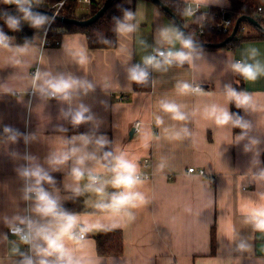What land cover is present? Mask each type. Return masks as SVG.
<instances>
[{"label":"crops","instance_id":"1","mask_svg":"<svg viewBox=\"0 0 264 264\" xmlns=\"http://www.w3.org/2000/svg\"><path fill=\"white\" fill-rule=\"evenodd\" d=\"M180 1L191 6L199 4L204 9L217 7L221 12L231 7L230 0ZM124 3L131 7L135 16L131 23L137 28L127 35L117 33L115 49L91 50L82 32L65 33L58 45L44 48L43 32L36 35L34 44L17 45L9 38L10 47L0 48V131L9 125L35 136L27 145L23 137L13 144L6 136H0V264H19L20 253H28V246L9 233L13 218L31 216L40 220L30 211L34 201L23 198L25 180L16 171L28 163L23 156L30 154L35 157L32 163L39 164L49 174L62 175L60 188L45 190L63 205L76 196L72 191L77 186L71 175L73 162L57 168L48 163V158L65 150L66 140L81 134L106 136L109 143L105 147H110L113 154L125 153L137 165V174L151 177L136 186L144 194L145 203L130 210L97 212V203H107L113 193L121 191L111 184L106 185L103 197L84 193V210L76 215L90 224L101 225L86 234L83 246L76 251L85 264H264V233L245 223L241 212V208L264 203L260 200L264 181L253 178L259 167H264V142L258 146L261 164L256 165L252 162L253 153L243 151L247 140L236 142L239 132L230 126H217L204 115V109L211 105L225 107L230 112L236 107L224 94L226 84L234 89L238 84L237 73L231 70L230 64L244 60L259 61L264 66V39L246 40L235 48L194 47L191 65L185 63L173 65L167 71H152V90L135 92L127 69L142 63L143 57L154 48L171 47L161 39V29L173 27L182 31L152 0H125ZM81 5L84 9L80 16H84L89 7ZM191 23L192 17L188 16L185 30ZM247 33L253 35L254 30ZM82 47L87 49L86 65L78 64L75 58ZM180 47L177 42L175 49ZM20 48L26 51L20 52ZM252 49L257 51L255 58H250ZM37 68L53 75L71 74L93 84L92 91L74 97L71 105L75 108L84 103L91 109L95 119L90 122L89 133L71 132L70 121L62 114L68 104L38 93L30 94ZM179 82L199 86L201 92L181 95L177 91ZM237 91L251 96L252 107L247 111L240 109L241 116L253 125L250 135L264 141V75L255 81L244 80L243 88ZM162 101L181 105L187 119L172 120L170 114L162 111ZM157 116L164 121L160 127L156 125ZM59 126L67 131H59ZM181 129H187V133L181 132V138L174 139L173 134ZM87 151L94 152L99 161H87V169L101 180H111L113 173L101 167V149L93 143ZM13 152L17 153L15 157ZM146 160L148 164L144 163ZM189 168L203 170L205 175L189 174ZM87 183L86 173L79 186L83 189ZM214 225L216 250L212 253ZM102 229L122 230L121 255L98 254L94 236ZM240 240L251 246L248 251L237 250Z\"/></svg>","mask_w":264,"mask_h":264},{"label":"clouds","instance_id":"2","mask_svg":"<svg viewBox=\"0 0 264 264\" xmlns=\"http://www.w3.org/2000/svg\"><path fill=\"white\" fill-rule=\"evenodd\" d=\"M14 3L18 11L23 13V19L29 21L34 28H40L46 23H50L49 17L32 10L33 0H6ZM186 15H193V9H186ZM135 18L134 13L125 10L123 19L116 20L115 31L120 35H127L136 31L137 25L131 23ZM7 26L12 30H17L20 26V20L12 15H8L5 20ZM161 39L171 47L167 49L154 48L152 52L145 55L142 63L134 64L127 69L128 79L138 85H146L150 78L149 69L152 71H167L173 65L183 66L185 63L191 65L194 59V42L191 37H185L182 32L173 27H165L160 31ZM108 43L107 40L104 41ZM180 44V49H175L176 43ZM143 43V42H142ZM10 47L9 37L0 30V48ZM20 52H25L26 48H20ZM257 51L252 49L250 58H255ZM76 62L80 65H86L88 61L87 49L80 48L75 53ZM19 63V61H17ZM234 73L239 74L245 80L255 81L260 75H264V66L259 61L248 63L241 60L230 64ZM32 88L34 94L38 93L44 98H55L69 105L67 110H63V118L70 121L73 127L91 122L95 119L91 109L84 103H80L73 108L72 101L74 97L80 94L87 95L93 90L94 86L87 79L76 78L71 74L53 75L51 72L41 71L37 68L32 76ZM177 91L181 95L189 93L199 94V86H193L187 82H179ZM225 97L229 102H234L238 109L247 111L251 105V96L242 91H237L230 84L225 85ZM162 111L170 114L171 119L175 121H184L186 114L182 111V106L174 102L162 101L160 105ZM205 118L211 119L217 126H230L233 129H240L236 137V142L240 143L247 140L243 146L245 153H253L252 162L260 165V149L258 146L264 142L250 135L253 131V125L238 113H231L227 108L218 105H211L204 109ZM164 121L161 117H156V125L160 127ZM59 131L66 132L63 126L58 127ZM165 131H168L165 129ZM181 132L187 133V129H181L173 134L174 139L181 138ZM3 134L11 143H16L21 137L25 144H29L35 139L32 133H21L18 129L5 125ZM95 144L98 149L105 148L109 140L104 135L81 134L65 141V150L52 154L48 158V163L52 166L67 164L73 162L71 175L77 182V186L72 189L76 196H81L85 192L95 193L98 197H103L105 187L108 184L121 191L115 192L111 196L109 203L99 202L95 205L101 210H110L120 212L121 210H130L139 207L145 203L144 194L136 190V186L141 184L137 175V165L126 158V154L121 152L113 154L111 151H105L103 160L108 161L101 167L108 172L113 173L111 180H101L98 175H93L91 170L87 169L86 162L97 160L94 152L87 151L90 144ZM15 157L17 153L13 152ZM23 159L28 163L16 169L19 176L25 180L24 199L34 201L30 211L35 213L40 220H34L31 216H17L13 218L14 222L9 223L10 231L17 236L21 243L28 246V253L21 252L22 259L19 264H85L83 257L77 256L76 251L83 246V241L87 233L94 228L98 229L101 225L97 222L90 224L86 219L65 210L57 198L53 197L43 187V183L52 184L54 178L41 167L34 164L35 160L30 154H25ZM99 163V161L97 160ZM87 173L88 183L83 187L79 186V181L85 178ZM255 180L264 181V167H259L254 173ZM260 200L264 201V193ZM245 215V223L260 233H264V203H259L251 208H241ZM131 217V212H126ZM70 242L75 247H69ZM237 250L244 252L250 249V245L244 240L237 244ZM19 252V249H14Z\"/></svg>","mask_w":264,"mask_h":264},{"label":"trees","instance_id":"3","mask_svg":"<svg viewBox=\"0 0 264 264\" xmlns=\"http://www.w3.org/2000/svg\"><path fill=\"white\" fill-rule=\"evenodd\" d=\"M62 0H42L43 7L46 13H49L51 7ZM108 0H91V4L84 16H78L76 10L80 6L79 0H66L65 5L61 9L59 16L66 18H78L87 19L94 16L100 9L104 7ZM167 6L171 8L173 14L182 22L184 25L188 19V15L185 14L186 9L189 8V4L183 3L180 0H160ZM112 5L108 11L101 17L96 23L88 27H79L76 25L64 24L58 19H55L47 31V40L52 42V45H58L57 42L61 41V37L65 33L82 32L87 36L88 46L91 50H109L115 49L117 47V32L116 20L114 18H120L124 14L125 10H130V6L126 5L125 0H112ZM231 7L229 10L225 11L230 14L233 21L237 20L242 16L253 17L260 20V16L257 13L259 6H264V0H230ZM163 9V8H162ZM164 10V9H163ZM18 11L17 6L14 3L6 2V0H0V14L11 13L12 15L20 20V26L17 30L10 29L5 20L7 16L0 18V30H2L9 38H13L14 43L17 45H31L35 42V37L38 33L46 32L47 23L40 28H34L31 25L28 26L23 22V13H16ZM166 12V11H165ZM223 12V11H222ZM221 9L217 7H210L208 9L202 8L195 17L192 18V23L190 27L186 30V34L191 37L193 41L205 43V44H220L225 41V37L216 34L215 32H208L205 35H199L198 28L202 22L203 17L211 21H220L222 18ZM42 13V12H40ZM42 13L44 15H48ZM167 16L171 18L175 23L176 20L167 13ZM217 16V17H216ZM243 24V25H242ZM240 29L235 36V38L222 48H235L241 42L251 39H264V32L259 28L252 26L250 23H242ZM178 25V24H177ZM245 27H251L254 30V34H248L245 31ZM183 32V30L181 29ZM184 33V32H183ZM107 40L108 43L104 41ZM51 45V46H52ZM200 49H217L213 47H197ZM150 78L146 85H138L133 82V91L135 92H149L153 88L152 70L149 69ZM244 78L237 74L238 84L236 86L237 90H241L244 86ZM231 113H238L241 115L240 109L237 107H232ZM71 132L75 133H89L90 132V122L82 124L78 127H73L70 123ZM234 132H240V129H234ZM0 136L5 137L3 131H0ZM105 151H112L110 147H105L101 149L102 163L107 164L108 161L103 160V154ZM108 172V171H107ZM111 173V172H108ZM54 178V183L48 184L43 183V187L46 190H55L61 187L62 175L60 174H49ZM86 195L74 196L68 202L61 205L65 210L77 214L84 210ZM111 199L109 198V203ZM106 210H101L97 208V212H104ZM97 252L101 256H119L123 253L124 249V238L122 230L120 229H102L95 236ZM211 245L212 253L216 250V227L215 225L211 229Z\"/></svg>","mask_w":264,"mask_h":264},{"label":"built area","instance_id":"4","mask_svg":"<svg viewBox=\"0 0 264 264\" xmlns=\"http://www.w3.org/2000/svg\"><path fill=\"white\" fill-rule=\"evenodd\" d=\"M65 1L66 0H62V1L58 2L57 4H55L53 7H51V10L49 11L51 16L47 15V17H49L50 23H47L45 38H44V41L42 44L43 48L52 45V42L47 40V38H46L47 37V31H48L49 27L51 26V24L56 19V17L59 16L61 9L65 5ZM79 2L82 4H86L88 7L91 4V0H79ZM42 5H43L42 0H33L32 9L33 8L41 9L43 7ZM189 7H191L193 9V15L189 16L192 18L195 17L196 14L198 13V11H200L202 9L201 5H199V4H196L195 6L189 5ZM257 13L260 16V20H257L259 22V24L261 25V28H259V29L264 32V6H259ZM225 14H226L225 12H222V14H221L222 18L220 21H211L210 22L207 19V17H203L202 22L199 25L197 33L199 35H205L208 32H215L216 34L224 36L225 39H227L232 34L236 22L232 20L231 16L229 19H225ZM57 44H59V42H57ZM30 94L31 95L34 94L33 89L30 91ZM124 99H125V97H121V100H124ZM137 125H138V123H137ZM148 162H149L148 160L144 161L145 164H148ZM188 172H189V174H195L196 173V174L201 175V176L205 175V171H203V170L197 171L195 168H189ZM137 175L139 176L140 180H148L151 178L150 175H147V174H137ZM9 233H10V235L15 236L11 233V231ZM85 238H86V236H85ZM29 254H31V253H29Z\"/></svg>","mask_w":264,"mask_h":264},{"label":"water","instance_id":"5","mask_svg":"<svg viewBox=\"0 0 264 264\" xmlns=\"http://www.w3.org/2000/svg\"><path fill=\"white\" fill-rule=\"evenodd\" d=\"M112 0H108L107 3L104 5V7L102 9H100L94 16L87 18V19H78V18H66V17H62V16H58L56 17V19H58L59 21H61L64 24H68V25H76L79 27H88L94 23H96L101 17H103V15L108 11V9L111 7L112 5ZM154 1L157 5H159L161 8H163L167 13H169L170 15H172V17L176 20L177 24L179 25V27L183 30L184 34L186 37H189L186 34V30L184 25L182 24L181 21H179V19L173 14V11L171 10V8L169 6H167L166 4H164L162 1L160 0H152ZM33 11L36 12H42V13H46V11L44 9H38V8H33ZM16 13H21L19 11H17ZM11 13H4V14H0V18L7 16ZM48 15L51 16L50 13H46ZM230 18V14L226 13L225 14V19H229ZM250 23L252 26L257 27V28H261V25L259 24V22L253 18V17H248V16H242L240 17L237 22L236 25L234 27V30L232 32V34L225 39V41H223L220 44H205V43H200V42H194V46L197 47H213V48H222L224 46H226L227 44H229L230 42H232V40L235 38V36L237 35L240 26L242 23Z\"/></svg>","mask_w":264,"mask_h":264},{"label":"rangeland","instance_id":"6","mask_svg":"<svg viewBox=\"0 0 264 264\" xmlns=\"http://www.w3.org/2000/svg\"><path fill=\"white\" fill-rule=\"evenodd\" d=\"M82 4V3H81ZM80 4V6H78V8H77V10H76V13H77V15L78 16H80L81 15V13H82V10L84 9V7L82 6ZM83 14V13H82ZM256 20H258V19H256ZM23 22L26 24V25H28V26H30L31 24H30V22L29 21H26V20H24L23 19ZM236 25V24H235ZM243 25V24H242ZM245 31L246 32H249V31H252V28L250 27H245Z\"/></svg>","mask_w":264,"mask_h":264}]
</instances>
